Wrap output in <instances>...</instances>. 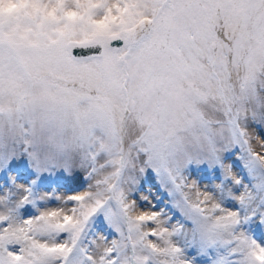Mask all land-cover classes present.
Instances as JSON below:
<instances>
[{
  "label": "snow or ice",
  "instance_id": "obj_1",
  "mask_svg": "<svg viewBox=\"0 0 264 264\" xmlns=\"http://www.w3.org/2000/svg\"><path fill=\"white\" fill-rule=\"evenodd\" d=\"M0 264H264V0H0Z\"/></svg>",
  "mask_w": 264,
  "mask_h": 264
},
{
  "label": "rangeland",
  "instance_id": "obj_2",
  "mask_svg": "<svg viewBox=\"0 0 264 264\" xmlns=\"http://www.w3.org/2000/svg\"><path fill=\"white\" fill-rule=\"evenodd\" d=\"M203 182H204V183H207L208 181L205 179ZM259 231H260V230L257 229V230H256V233L259 234Z\"/></svg>",
  "mask_w": 264,
  "mask_h": 264
}]
</instances>
